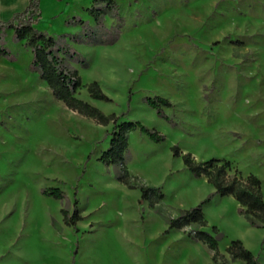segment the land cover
Here are the masks:
<instances>
[{
  "label": "rangeland",
  "instance_id": "obj_1",
  "mask_svg": "<svg viewBox=\"0 0 264 264\" xmlns=\"http://www.w3.org/2000/svg\"><path fill=\"white\" fill-rule=\"evenodd\" d=\"M93 1L40 2L36 28L85 40L74 20L95 27ZM115 1L122 20L97 4L103 29L121 26L115 43L67 38L87 63L73 64L83 84L98 82L112 101L93 100L84 87L77 96L120 122L161 133L156 143L130 132L125 158L132 184L161 188L164 199L151 209L139 189L118 180L119 168L100 161L113 124L99 125L57 100L32 70L26 42L6 30L0 35L8 52L0 55V264H213L210 249L190 235L193 226L169 227L180 210L214 192L173 147L197 162L229 161L231 174L256 175L264 193V0ZM102 30L99 39L113 37ZM156 96L173 104L164 112L175 125L146 104ZM49 189L65 198L44 195ZM63 209L70 216L78 210L82 219L67 225ZM238 209L233 197H214L200 230L222 236L219 251L229 262L226 248L241 240L264 264V230Z\"/></svg>",
  "mask_w": 264,
  "mask_h": 264
},
{
  "label": "trees",
  "instance_id": "obj_2",
  "mask_svg": "<svg viewBox=\"0 0 264 264\" xmlns=\"http://www.w3.org/2000/svg\"><path fill=\"white\" fill-rule=\"evenodd\" d=\"M41 0H30L25 11L15 14L9 21H0V35L6 30H12L17 41H25L33 53L31 68L40 74L42 80L48 85L53 96L63 102L65 106L79 113L82 116L93 119L97 124L108 126L113 124L111 141L109 148L101 155L100 161L106 166L119 168L118 180L130 189H139L142 199L149 203L151 209H156L157 205L164 199L161 188L143 185H133L134 178L129 174L126 166V154L129 149L128 136L130 132H140L148 136L153 142L160 143L164 137L156 129H150L140 122H120L116 114L106 115L97 107L84 101L77 96L84 87L91 99L96 101L111 102L112 100L104 93L98 82L94 81L84 85L79 71L73 67L74 63L87 66L86 61L73 49L67 41L88 44H113L118 40L120 27L115 26L111 30L103 29V14L97 4L105 5V10L109 12L111 18L122 20L117 10L115 0H94L93 7L88 10L94 17L95 27H91L82 20H74V24H79L83 28L85 40L78 36H60L58 38L48 35L46 32L36 28L41 17ZM103 29V30H102ZM100 30L104 35H113L109 40L99 39ZM102 36V37H103ZM1 38V37H0ZM88 38V39H87ZM2 41V40H1ZM8 52L0 48V55H7ZM146 104L156 110L159 117L175 125L173 120L164 112V108H172L173 104L167 98L156 96L145 99ZM176 157L182 156L186 168L196 178H206L212 185L214 192L201 201L196 207L188 210H180L178 218L168 221L170 229L183 230L193 226L194 230L190 234L196 241L205 244L212 252L213 264H260L259 258L247 249L241 240H234L226 248L228 259L220 253L216 238L200 230L207 226L208 222L204 215L203 208L216 197H233L239 204V213L248 224L257 229L264 230V193L262 181L254 174L243 176L240 171L231 174L232 166L229 161L212 158L206 162H197L191 154H183L178 147H173ZM44 195L52 196L57 200H63L65 195L59 189H49L43 192ZM64 220L67 225H74L82 219L78 210L73 215L63 209ZM214 232L218 234L217 229ZM264 244V241H263Z\"/></svg>",
  "mask_w": 264,
  "mask_h": 264
},
{
  "label": "crops",
  "instance_id": "obj_3",
  "mask_svg": "<svg viewBox=\"0 0 264 264\" xmlns=\"http://www.w3.org/2000/svg\"><path fill=\"white\" fill-rule=\"evenodd\" d=\"M30 0H0V21L7 22L15 14L26 10ZM48 0H41V7L44 2ZM53 2V0H50Z\"/></svg>",
  "mask_w": 264,
  "mask_h": 264
},
{
  "label": "water",
  "instance_id": "obj_4",
  "mask_svg": "<svg viewBox=\"0 0 264 264\" xmlns=\"http://www.w3.org/2000/svg\"><path fill=\"white\" fill-rule=\"evenodd\" d=\"M221 238H222V236L219 235V236H217L216 240L219 241V240H221Z\"/></svg>",
  "mask_w": 264,
  "mask_h": 264
},
{
  "label": "bare ground",
  "instance_id": "obj_5",
  "mask_svg": "<svg viewBox=\"0 0 264 264\" xmlns=\"http://www.w3.org/2000/svg\"><path fill=\"white\" fill-rule=\"evenodd\" d=\"M74 115H77L76 113H73Z\"/></svg>",
  "mask_w": 264,
  "mask_h": 264
}]
</instances>
